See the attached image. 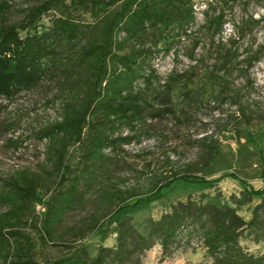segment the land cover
I'll list each match as a JSON object with an SVG mask.
<instances>
[{
	"label": "trees",
	"instance_id": "obj_1",
	"mask_svg": "<svg viewBox=\"0 0 264 264\" xmlns=\"http://www.w3.org/2000/svg\"><path fill=\"white\" fill-rule=\"evenodd\" d=\"M196 1L43 0L29 6L21 20L9 22L12 6L8 0H0V99L12 100L47 79H56L61 102L60 119L42 134L48 140L45 164L38 169L15 170L0 181V208H5L0 212V264H139L136 254L156 243L167 251L195 224H199L203 246L216 264H264V254L246 252L240 243L247 230L264 229L259 219L261 206L247 222L229 206L179 201L171 212L150 221L147 235L128 218L119 222L114 228L115 245L107 247L101 242L95 256L84 244L68 238L69 234L85 238L101 233L104 241L102 222L107 219L110 228L114 216L125 211L131 201L135 206L149 200L178 180L216 181L198 174L219 150L217 134H207L199 138V159L188 164L184 172L163 167L152 174L144 188L103 182V167L125 145L142 142L151 126L150 118L170 116L182 121L173 106L163 101L156 107L145 95L160 85L152 61L159 50L148 41L154 37V46L164 42L162 52L167 55L183 37H191L197 21ZM235 1L216 0L217 6L208 2L203 14L213 38L223 32L227 10ZM217 7L220 12L216 14ZM49 14L54 17L44 31L41 23ZM262 23L264 14L259 18L249 15L236 25L238 38L222 65L215 67L227 72L243 64L247 72L259 62L264 57V44L254 49L251 43L243 53L240 41ZM199 43L196 41L195 48ZM189 57L193 59L194 54ZM195 75V67L182 73L173 71L163 87L191 81ZM210 77L222 86L219 102L231 100L238 106L229 117L238 119L239 124L264 121V112L251 110L240 102L238 92L231 93L226 76L212 71ZM248 81L253 84L250 78ZM76 148L79 156L73 163L71 151ZM229 175L238 178L234 173ZM93 192L97 193V210L81 225L65 227L58 234L66 214ZM252 193L262 195L264 188L252 189ZM37 206L42 211H37ZM53 247L66 251L51 257L47 251Z\"/></svg>",
	"mask_w": 264,
	"mask_h": 264
},
{
	"label": "rangeland",
	"instance_id": "obj_2",
	"mask_svg": "<svg viewBox=\"0 0 264 264\" xmlns=\"http://www.w3.org/2000/svg\"><path fill=\"white\" fill-rule=\"evenodd\" d=\"M42 1L8 0L12 6L8 21L21 20L29 6ZM208 2L217 6L216 0L195 2L197 21L192 27L191 37H183L167 55L162 52L166 48L164 42L154 46V37L148 41L149 46L159 50L152 61L160 77V85L149 89L145 95L156 107H160L163 101L173 106L177 114L182 116V121L177 122L170 116L150 118L151 126L142 142L125 145L124 150L113 155L102 172L106 176L103 182L109 185L117 183L121 187L144 188L152 174L163 167L184 172L188 164L199 159L202 152L199 138L217 134L218 153L208 167L198 172L206 179L216 181L203 183L178 180L149 200H143L135 206L132 205L134 201H131L125 211L114 216L110 228L107 219L102 222L101 228L106 231L104 241L101 233L85 238L69 234L68 238L78 245L84 244L91 256L97 254L101 242L107 247L115 245L114 228L119 222L128 218L140 233L147 235L150 221L171 212L179 201L229 206L235 208L247 222L252 219L254 209L261 206L259 219L264 223V194L252 193V189L264 188V121L256 119L250 124H239L238 119L229 117L228 114L238 106L233 105L231 100L219 102L222 86L210 77L212 71L226 76L229 90L232 94L238 92L242 104L256 112H264V57L247 72L243 64L234 65L227 72L216 68L222 65L227 51L232 48V42L238 38L235 26L249 15L254 18L262 16L264 0H236L227 10L223 32L214 38L206 27L207 21L203 14L209 8ZM214 10L217 14L220 7ZM53 17L54 14H49L43 18L42 30L50 27ZM196 41L200 43L195 48ZM251 43L254 49L264 44V23L256 26L240 41V51L244 53L243 50ZM191 53L194 54L193 59L189 57ZM192 67H195L196 75L191 81L172 82L169 89L163 87L171 72L182 73ZM59 90L56 79H47L40 86L20 93L12 100L0 99V181L15 170L38 169L45 164L48 140L42 138V134L46 127L60 119ZM124 132L128 133V130ZM71 152L72 162L76 163L79 150L76 148ZM232 173L238 178L231 177L229 174ZM4 210L0 208V212ZM36 210L42 211L41 206H37ZM96 210L97 193L93 192L82 204L66 214L57 233L62 234L65 227L81 225ZM198 226L190 225L167 251L164 252L160 244L156 243L134 258L140 260L139 264H216L203 246V235ZM240 243L246 252L255 256L263 255L264 229L247 230ZM65 251L53 247L47 254L56 257Z\"/></svg>",
	"mask_w": 264,
	"mask_h": 264
}]
</instances>
